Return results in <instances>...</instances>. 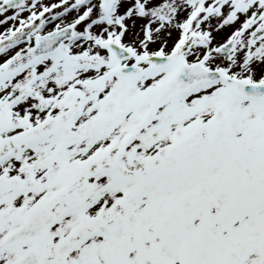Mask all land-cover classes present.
<instances>
[{
  "label": "snow or ice",
  "instance_id": "snow-or-ice-1",
  "mask_svg": "<svg viewBox=\"0 0 264 264\" xmlns=\"http://www.w3.org/2000/svg\"><path fill=\"white\" fill-rule=\"evenodd\" d=\"M0 264H264V0H0Z\"/></svg>",
  "mask_w": 264,
  "mask_h": 264
}]
</instances>
